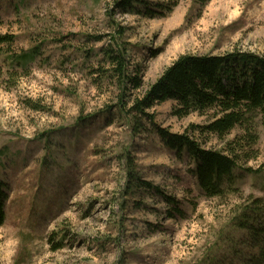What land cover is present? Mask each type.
<instances>
[{
  "label": "rangeland",
  "instance_id": "1",
  "mask_svg": "<svg viewBox=\"0 0 264 264\" xmlns=\"http://www.w3.org/2000/svg\"><path fill=\"white\" fill-rule=\"evenodd\" d=\"M122 1L0 0V34L15 38L0 46V264H252L239 223L264 226L260 121L255 159L211 198L158 129L218 151L245 132L191 129L212 112L180 119L173 100L133 107L183 55L264 56V0ZM120 53L123 80L109 56Z\"/></svg>",
  "mask_w": 264,
  "mask_h": 264
},
{
  "label": "trees",
  "instance_id": "2",
  "mask_svg": "<svg viewBox=\"0 0 264 264\" xmlns=\"http://www.w3.org/2000/svg\"><path fill=\"white\" fill-rule=\"evenodd\" d=\"M121 5L131 7L132 3L123 0ZM14 40L13 36L0 34V46H10ZM109 56L123 80L122 54ZM128 81L137 90L142 86L138 77ZM168 100L178 103L173 114L180 119L193 113L204 116L212 112L208 125H192L191 129H201L204 133L216 135L220 140H224L236 128L245 132L229 142L225 151H218L203 149L188 132L173 134L167 129H158L169 148L179 153L186 150L195 160L196 175L202 191L211 198L223 197L227 188H234V170L239 162L253 160L257 153L253 150L258 143L255 124L259 120L264 127V56L254 53L183 55L141 97L135 99L133 110L143 115L155 104ZM144 186L152 188L150 183L145 182ZM5 188V184L0 181V227L6 220L5 202L8 195ZM255 205L259 206L260 201ZM253 222L249 215H244L239 227L249 231L258 248L252 264H264V226L258 227Z\"/></svg>",
  "mask_w": 264,
  "mask_h": 264
}]
</instances>
